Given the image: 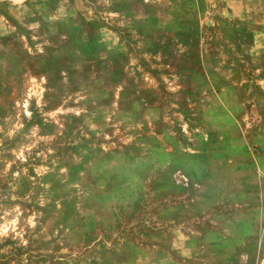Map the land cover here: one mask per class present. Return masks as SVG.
Masks as SVG:
<instances>
[{
	"label": "rangeland",
	"instance_id": "rangeland-1",
	"mask_svg": "<svg viewBox=\"0 0 264 264\" xmlns=\"http://www.w3.org/2000/svg\"><path fill=\"white\" fill-rule=\"evenodd\" d=\"M236 222L264 264V0H0V264H217Z\"/></svg>",
	"mask_w": 264,
	"mask_h": 264
},
{
	"label": "crops",
	"instance_id": "crops-1",
	"mask_svg": "<svg viewBox=\"0 0 264 264\" xmlns=\"http://www.w3.org/2000/svg\"><path fill=\"white\" fill-rule=\"evenodd\" d=\"M249 230L250 233H252V228L249 223L246 222H236L234 225H231L228 230L225 231L227 236L231 237L234 239L233 242H226L223 243L219 241V243H214L212 245V248L215 249V255L218 258L220 262L217 264H227L229 263L228 261L231 259L232 256L236 254H241V248L245 247V244L239 245L238 239H239V232L240 235L242 232ZM210 247L209 249L212 250ZM198 247H196L195 243H187L185 244V264H201V258L199 257L200 253L198 251ZM208 250V249H207ZM242 262V260H240ZM165 264V263H163ZM166 264H174V263H166ZM202 264H207L202 263Z\"/></svg>",
	"mask_w": 264,
	"mask_h": 264
}]
</instances>
